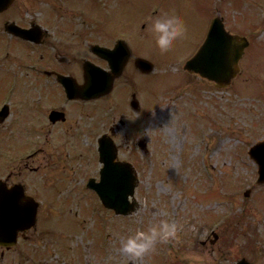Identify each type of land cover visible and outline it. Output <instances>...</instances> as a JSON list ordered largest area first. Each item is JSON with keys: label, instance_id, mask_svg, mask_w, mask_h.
I'll return each mask as SVG.
<instances>
[{"label": "rangeland", "instance_id": "rangeland-1", "mask_svg": "<svg viewBox=\"0 0 264 264\" xmlns=\"http://www.w3.org/2000/svg\"><path fill=\"white\" fill-rule=\"evenodd\" d=\"M260 4L264 2L29 0L27 18L44 22L51 42L85 33L102 44L124 34L155 69L137 83L138 115L102 100L100 113L92 120L96 126L120 119L126 123L116 144L119 159L136 171L135 210L115 215L93 191L83 189L88 177L98 180L100 165L94 153L83 161L89 167L86 172L76 169L70 176L72 185L62 178L54 191L50 189L54 206L42 205L45 216L39 232L4 251L0 264H188L185 257L193 252L204 256L203 264H233L240 258L264 264V184L255 185L257 167L247 156L251 145L264 141ZM164 10L178 12L186 26L168 51L159 47L149 23ZM214 14L226 16L227 29L249 40L240 72L227 88L182 70ZM130 124L136 129L133 134L127 129ZM141 139L147 140L146 154L137 146ZM246 190L249 194L244 197ZM159 219L176 222L179 239L160 240L154 251L135 260L119 251L123 237Z\"/></svg>", "mask_w": 264, "mask_h": 264}, {"label": "flooded vegetation", "instance_id": "flooded-vegetation-1", "mask_svg": "<svg viewBox=\"0 0 264 264\" xmlns=\"http://www.w3.org/2000/svg\"><path fill=\"white\" fill-rule=\"evenodd\" d=\"M7 2L0 0V203L8 208L15 203L18 209L27 202L36 204V226L17 234L27 241L39 232L42 205L54 206L50 189L54 191L62 178L72 185L70 176L76 169L80 173L89 169L83 161L97 153L102 135L113 139L115 161H121L116 139L126 126L124 120L97 126L92 120L100 113L102 100L138 115L140 108L134 110L137 103L132 101L141 74L134 66L139 55L129 42V58L107 96L95 100L73 97L77 86L85 83V61L111 74L108 60L92 53L93 42L85 33L51 42L46 24L27 18L29 0ZM35 28L37 42L23 38ZM120 38L103 45L111 50ZM35 49L39 52L32 54ZM127 129L130 134L136 130L131 124ZM62 195L67 199L65 192Z\"/></svg>", "mask_w": 264, "mask_h": 264}, {"label": "water", "instance_id": "water-1", "mask_svg": "<svg viewBox=\"0 0 264 264\" xmlns=\"http://www.w3.org/2000/svg\"><path fill=\"white\" fill-rule=\"evenodd\" d=\"M247 45L245 39L237 36H230L222 25L215 19L209 29L204 45L199 52L185 64V69L193 70L201 77L209 81H214L219 87H224L236 75L238 71V60L242 55L243 48ZM95 52L102 54L103 48L94 47ZM136 66L142 72L152 71V65L142 59L136 60ZM96 76L97 84L92 89V96L96 97L104 94L109 89L101 88L102 83L99 74ZM79 93V91L77 92ZM82 93V92H81ZM111 140L103 137L99 140V158L103 163L100 171V182L92 184V187L100 197L105 207L114 209L117 214H128L135 209V202L128 204V196H133L136 179L131 166L127 163H120L117 168L113 163L114 152ZM250 157L259 165V180L264 183V142L252 146L249 150ZM246 193L245 195H247ZM33 216V218H32ZM30 219H26L24 227H29L34 222V213ZM15 235L6 236L5 232H0L1 245L9 246L14 244ZM237 264H249L241 260Z\"/></svg>", "mask_w": 264, "mask_h": 264}, {"label": "clouds", "instance_id": "clouds-1", "mask_svg": "<svg viewBox=\"0 0 264 264\" xmlns=\"http://www.w3.org/2000/svg\"><path fill=\"white\" fill-rule=\"evenodd\" d=\"M150 27L155 30L159 47L168 51L174 47L186 30L183 17L176 11L164 10L150 18ZM179 225L169 219H159L146 229H140L122 238L119 251L133 260L154 251L160 240L179 239ZM188 264H203L204 256L193 252L186 256Z\"/></svg>", "mask_w": 264, "mask_h": 264}]
</instances>
